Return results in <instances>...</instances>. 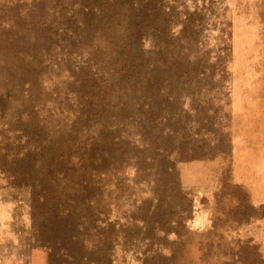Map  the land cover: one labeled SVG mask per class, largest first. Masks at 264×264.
Listing matches in <instances>:
<instances>
[{
  "label": "rangeland",
  "instance_id": "obj_1",
  "mask_svg": "<svg viewBox=\"0 0 264 264\" xmlns=\"http://www.w3.org/2000/svg\"><path fill=\"white\" fill-rule=\"evenodd\" d=\"M79 1L0 0V264L264 263V0L135 3L146 63L120 77L53 20Z\"/></svg>",
  "mask_w": 264,
  "mask_h": 264
},
{
  "label": "trees",
  "instance_id": "obj_2",
  "mask_svg": "<svg viewBox=\"0 0 264 264\" xmlns=\"http://www.w3.org/2000/svg\"><path fill=\"white\" fill-rule=\"evenodd\" d=\"M141 0H80L77 6V11L71 9L69 19L74 22L63 23L61 17L64 15V8L54 6L51 10L53 20L61 25V30L70 31L80 29L79 42L85 41L88 55L97 57L102 54L104 49H116L119 54H124L127 59L118 61L117 65L120 68L113 75L120 73L130 74L132 70L139 71L146 61L137 54H134L140 45V39L143 37L147 26L148 10L145 4H141L134 8L135 3ZM142 2H139L140 4ZM136 4V5H138ZM93 21L96 22L92 26ZM75 26V27H73ZM75 28L74 30L71 28ZM97 27V28H96ZM97 39V41H96ZM88 41V43H87ZM103 42V43H101ZM97 53V54H96ZM93 57L88 58V64L82 67L79 72L80 88L83 90V106L87 112L92 115H98L103 112L104 99L100 94L110 91L113 85L112 76H104L97 73V68L93 71ZM92 60V61H91ZM149 64V62L147 61ZM124 64L123 67H120ZM113 79H117L114 78ZM233 187L238 188L236 184ZM240 201L242 202L241 198ZM232 261L223 262V264H264L262 258L252 247L244 244L238 250V254L232 258Z\"/></svg>",
  "mask_w": 264,
  "mask_h": 264
}]
</instances>
